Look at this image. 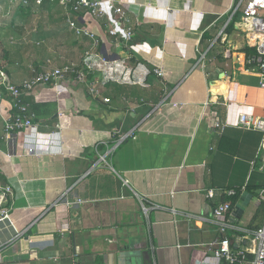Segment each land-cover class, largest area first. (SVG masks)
I'll list each match as a JSON object with an SVG mask.
<instances>
[{
    "label": "crops",
    "instance_id": "0c3cea01",
    "mask_svg": "<svg viewBox=\"0 0 264 264\" xmlns=\"http://www.w3.org/2000/svg\"><path fill=\"white\" fill-rule=\"evenodd\" d=\"M98 1L106 24L71 13L100 39L93 51L147 74L141 83H109L97 98L69 81L59 96L41 85L24 98L37 129L11 140L4 131L11 102L0 91V186L11 188L0 264H128L132 256L137 264H195L218 237L214 208L240 203L244 192L252 198L235 227L264 223L256 200L263 134L237 126L240 114L264 118V89L245 72L251 49L238 19L225 28L237 0H115L133 27L127 44L107 0ZM31 11L45 16L33 22L16 9L0 30V69L14 85L45 61L79 65L92 47L69 29L58 4ZM214 120L225 124L222 134L211 131ZM130 131L134 137L118 145ZM75 199L83 203L67 204ZM229 236L235 245L244 233Z\"/></svg>",
    "mask_w": 264,
    "mask_h": 264
},
{
    "label": "built area",
    "instance_id": "2783aa9c",
    "mask_svg": "<svg viewBox=\"0 0 264 264\" xmlns=\"http://www.w3.org/2000/svg\"><path fill=\"white\" fill-rule=\"evenodd\" d=\"M44 2L56 3L64 8L66 12V21L69 29L77 38H86L92 42L90 50L86 51L79 65L54 66L50 61H45L37 68L32 67L30 76L24 79L20 84L14 85L9 80L6 73L0 69V91L6 93L10 98V109L13 115L4 119L5 137L11 140L14 133L27 130H35L37 127L32 122L33 115L30 112V103L24 98L31 94L41 85H53L56 89V95L61 94L58 86L63 81H69L73 85L82 86L88 94L93 97H99L97 85L102 87L109 83L135 84L141 83L146 76L141 65L135 69L127 66V59H107L94 48L100 46V39L93 34L88 27H81L75 19L71 18V13H88L93 19L99 20L105 24L108 19L101 8V2L98 0H0V30L3 29L8 20L11 19L14 10H28L40 7ZM113 14V26L121 28L122 38L125 44L132 40L133 27L128 18V11L121 1L107 0ZM238 16V30L244 36L246 46L252 50L245 60L246 73H254L259 77V87L264 89V0H237L231 11V18L225 28ZM224 28V29H225ZM114 30L110 36H114ZM11 43L15 39L10 38ZM203 57L201 58V60ZM95 73H100V84L93 81ZM156 74L162 75L159 70ZM108 103V99L103 100ZM58 116H62L57 112ZM237 126L244 130H257L262 132L263 138L260 150L264 151V118L254 117L247 114H240ZM59 128V125H56ZM225 124L220 120H214L211 124V131L215 134H222ZM134 137V131L122 136L117 144ZM101 157L100 161H104ZM226 197H234L236 192L227 190L223 192ZM207 197L213 196V190L208 191ZM11 197V188L7 185L0 186V221L7 220L8 209ZM256 200L258 203H264V188L257 191ZM81 199H75L69 205L81 204ZM234 205L231 201H224L218 204L213 210L212 221L217 227L218 237L211 244V252L208 256L197 261L195 264H264V223L259 230L249 231L240 230L235 227V220L232 215ZM242 231L244 236L233 245L229 236V231ZM242 245V246H241Z\"/></svg>",
    "mask_w": 264,
    "mask_h": 264
},
{
    "label": "water",
    "instance_id": "95a60500",
    "mask_svg": "<svg viewBox=\"0 0 264 264\" xmlns=\"http://www.w3.org/2000/svg\"><path fill=\"white\" fill-rule=\"evenodd\" d=\"M0 80H1V76H0ZM251 198H252V195L247 193V192H244L240 196V198H239L240 203L234 205L233 213H232L233 217L234 216L240 217V215L243 213L245 207L248 206ZM128 264H137L135 259H134V256H132L130 258Z\"/></svg>",
    "mask_w": 264,
    "mask_h": 264
},
{
    "label": "rangeland",
    "instance_id": "374dc122",
    "mask_svg": "<svg viewBox=\"0 0 264 264\" xmlns=\"http://www.w3.org/2000/svg\"><path fill=\"white\" fill-rule=\"evenodd\" d=\"M18 10H21V9H18ZM25 14H28L27 16H29V18H31V21H33V20H35L36 19V21H38V19H42L44 16H45V12L44 11H40V12H36V13H25ZM24 14V15H25ZM19 22V21H18ZM34 22V21H33ZM106 24V23H105ZM26 27L28 26V24H24ZM13 36H15V34L13 35ZM16 39V38H15ZM54 42H57V40H55ZM123 43L125 44V42H124V40H123ZM83 55H84V53H83ZM81 59H82V57H81ZM120 59V58H119ZM97 75H99V78L97 79V81L99 82V84H100V76H101V74L100 73H95L94 74V76H97ZM96 82V81H95ZM105 87V86H104ZM97 88H98V90H99V97H100V95H101V93H100V88H103L102 86H100V85H97Z\"/></svg>",
    "mask_w": 264,
    "mask_h": 264
},
{
    "label": "trees",
    "instance_id": "16d2710c",
    "mask_svg": "<svg viewBox=\"0 0 264 264\" xmlns=\"http://www.w3.org/2000/svg\"><path fill=\"white\" fill-rule=\"evenodd\" d=\"M25 10L23 11V10H19V13H21L22 15H24L25 13ZM26 13H32V11H31V9H28L27 11H26ZM235 18H238V16L237 17H235ZM230 25V24H229ZM228 25V26H229ZM248 51H250V53L252 52V50H248ZM249 53V54H250ZM30 110H31V108H30ZM235 202H236V199H233V200H231V203L234 205L235 204Z\"/></svg>",
    "mask_w": 264,
    "mask_h": 264
},
{
    "label": "bare ground",
    "instance_id": "6f19581e",
    "mask_svg": "<svg viewBox=\"0 0 264 264\" xmlns=\"http://www.w3.org/2000/svg\"><path fill=\"white\" fill-rule=\"evenodd\" d=\"M60 87L58 86V89H59Z\"/></svg>",
    "mask_w": 264,
    "mask_h": 264
}]
</instances>
